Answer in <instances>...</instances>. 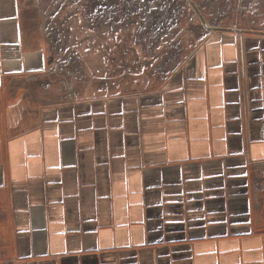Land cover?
Listing matches in <instances>:
<instances>
[{
  "label": "crops",
  "instance_id": "1",
  "mask_svg": "<svg viewBox=\"0 0 264 264\" xmlns=\"http://www.w3.org/2000/svg\"><path fill=\"white\" fill-rule=\"evenodd\" d=\"M38 1L0 0V264H264V30L73 94Z\"/></svg>",
  "mask_w": 264,
  "mask_h": 264
},
{
  "label": "rangeland",
  "instance_id": "2",
  "mask_svg": "<svg viewBox=\"0 0 264 264\" xmlns=\"http://www.w3.org/2000/svg\"><path fill=\"white\" fill-rule=\"evenodd\" d=\"M38 7L51 74L73 94L155 85L207 25L264 30V0H39Z\"/></svg>",
  "mask_w": 264,
  "mask_h": 264
},
{
  "label": "built area",
  "instance_id": "3",
  "mask_svg": "<svg viewBox=\"0 0 264 264\" xmlns=\"http://www.w3.org/2000/svg\"><path fill=\"white\" fill-rule=\"evenodd\" d=\"M264 165V162L262 163ZM261 174L263 175L264 177V167L261 169Z\"/></svg>",
  "mask_w": 264,
  "mask_h": 264
}]
</instances>
